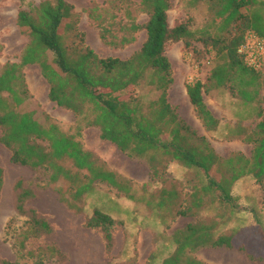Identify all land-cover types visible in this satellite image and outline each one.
<instances>
[{
  "label": "trees",
  "instance_id": "16d2710c",
  "mask_svg": "<svg viewBox=\"0 0 264 264\" xmlns=\"http://www.w3.org/2000/svg\"><path fill=\"white\" fill-rule=\"evenodd\" d=\"M209 1L212 19H220L223 30L233 24L232 30L212 35L208 24L194 28L188 21H182L172 26L168 15L171 0H140L148 19L142 24L132 19L124 26L125 33L119 43L132 42L133 33L141 28L146 30V39L128 58L100 56L86 45L83 34L77 32L76 21L71 20L74 6L67 0H42L38 5L20 8L16 21L28 41L18 60L6 61L0 68V141L10 149V160L32 167H47L50 180L65 179L75 199L92 191L97 180L133 197L130 180L106 167L75 134L65 131L48 114L49 122L42 123L36 117V108H22L31 99L24 68L37 64L49 83L50 99L78 115H85L87 125L99 127L101 138L111 141L121 151L130 156H148L153 175L158 155L178 160L203 173L204 182L194 188L190 206L179 208L178 214H188L192 206H200L204 195L209 193L220 202L233 205L238 196L232 188L244 176L264 183V106L258 110L260 119L254 129L244 136L253 143L251 156L240 152L222 156L206 135L179 116L168 100V89L174 78L166 46L182 41L189 49L195 40L203 41L222 58L208 77L211 85L228 86L232 95L245 104L264 98L261 93L264 71L248 66L238 52L239 45L252 29L264 37V25L243 11L252 1ZM72 36L79 37V43L73 41ZM110 42L117 43L114 39ZM145 83L159 91L157 98L147 99L136 92L138 86ZM205 86L201 80L186 82L198 118L205 129L211 131L218 127L219 119L205 101ZM64 159L70 160L76 169L63 164ZM80 170L87 171L84 177H80ZM3 184L4 170L0 166V195ZM16 189V211L25 218L19 231V246L25 248L31 238L51 234L53 226L37 209L27 206L34 191L22 181L17 182ZM174 195L175 190L162 189L158 206H164ZM16 217L9 219L7 233L17 226ZM86 223L101 229L106 247L111 249L116 219L95 208ZM254 225L215 235L209 225L189 223L172 233L175 250L160 264H207L194 255L205 246L236 247L247 251L251 257L264 254V226L259 220ZM36 264L45 263L39 260Z\"/></svg>",
  "mask_w": 264,
  "mask_h": 264
},
{
  "label": "rangeland",
  "instance_id": "374dc122",
  "mask_svg": "<svg viewBox=\"0 0 264 264\" xmlns=\"http://www.w3.org/2000/svg\"><path fill=\"white\" fill-rule=\"evenodd\" d=\"M41 1L0 0V68L6 61L18 60L28 41L27 35L17 25L18 10L38 5ZM67 1L74 6L71 20L76 21L77 32L83 34L84 43L100 56L128 58L141 48L146 39L144 28L133 33L135 39L132 42L119 43L125 33L124 26L132 19L141 24L148 19L140 0ZM251 1L243 11L264 25V0ZM168 15L172 26L182 21H188L194 28L208 24L212 35L224 34L233 28L231 24L229 29L223 30L221 20L212 19L209 0H171ZM73 38L79 43V37ZM111 39L117 43L110 42ZM209 48L201 40H195L189 49L182 41L167 44L166 54L171 61L174 78L168 89V100L180 117L208 137L220 155L240 152L251 156L253 143L246 141L244 136L260 119L258 110L264 106V98L245 104L232 95L228 86L211 85L208 77L215 63L222 58ZM24 73L31 99L22 108H36L39 121L48 123L50 119L54 120L65 131L75 134L86 149L101 158L106 167L130 180L133 197L97 180L92 191L75 199L65 179L52 182L47 167L12 162L10 149L0 141V166L4 170L0 195V264L7 261L36 264L39 260L45 264H160L175 250L172 233L189 223L209 225L215 235L245 225L255 226L258 220L264 226V183L257 182L252 176H244L232 188L238 196L233 205L220 202L213 193H209L204 195L200 206H192L188 214H178L179 208L190 206L194 188L204 182V175L198 168L158 155L153 175L148 156H130L121 151L111 141L101 138L99 127L87 125L85 115H78L50 99L49 83L37 64L26 65ZM190 80L206 83L203 91L205 101L219 119L215 130H206L198 118L186 89V82ZM136 92L147 99L159 95L158 90L146 83L138 86ZM261 93L264 96V76ZM61 162L72 167L68 159ZM86 172L80 170V177H84ZM18 181L34 191V196L27 200V206L37 209L53 226L51 234L31 238L25 248L19 246V231L25 218L16 211ZM162 189H173L176 195L159 207ZM95 208L110 213L116 219L111 249L106 247L101 229L86 223ZM14 216H17V226L7 233V223ZM194 255L207 264H264V254L251 257L247 251L236 247L205 246Z\"/></svg>",
  "mask_w": 264,
  "mask_h": 264
},
{
  "label": "built area",
  "instance_id": "2783aa9c",
  "mask_svg": "<svg viewBox=\"0 0 264 264\" xmlns=\"http://www.w3.org/2000/svg\"><path fill=\"white\" fill-rule=\"evenodd\" d=\"M238 52L243 55L248 66L262 69L264 67V37L256 31L247 33L244 42L238 47Z\"/></svg>",
  "mask_w": 264,
  "mask_h": 264
},
{
  "label": "crops",
  "instance_id": "0c3cea01",
  "mask_svg": "<svg viewBox=\"0 0 264 264\" xmlns=\"http://www.w3.org/2000/svg\"><path fill=\"white\" fill-rule=\"evenodd\" d=\"M214 113V112H213Z\"/></svg>",
  "mask_w": 264,
  "mask_h": 264
}]
</instances>
